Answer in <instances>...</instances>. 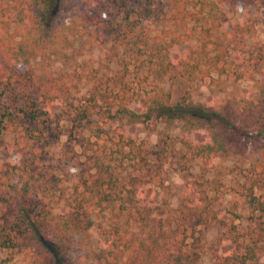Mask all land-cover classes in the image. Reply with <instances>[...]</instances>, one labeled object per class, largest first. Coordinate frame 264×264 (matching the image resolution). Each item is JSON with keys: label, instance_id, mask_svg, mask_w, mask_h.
Masks as SVG:
<instances>
[{"label": "trees", "instance_id": "obj_1", "mask_svg": "<svg viewBox=\"0 0 264 264\" xmlns=\"http://www.w3.org/2000/svg\"><path fill=\"white\" fill-rule=\"evenodd\" d=\"M260 12L264 0H0V264H67L95 227L98 264H199L212 225L213 264H259ZM154 120L179 129L181 150L126 133ZM226 162L245 215L213 210L205 178ZM196 163L175 214L161 212L169 167L190 176Z\"/></svg>", "mask_w": 264, "mask_h": 264}, {"label": "rangeland", "instance_id": "obj_2", "mask_svg": "<svg viewBox=\"0 0 264 264\" xmlns=\"http://www.w3.org/2000/svg\"><path fill=\"white\" fill-rule=\"evenodd\" d=\"M254 11V9H252ZM241 13V12H240ZM264 14V12H260ZM228 26L223 29L227 31ZM99 52L96 51L94 56L97 57ZM57 59H52L51 64L55 70L60 68V63ZM168 90L172 94L173 101L177 102L182 99L186 91V85L177 81L174 84L167 85ZM204 99L209 98V93L205 91ZM126 133L137 140L138 142L144 141L147 144L149 150H157L162 148L166 142L174 144L177 150H181L182 146L180 144L181 133L177 128H167L163 123L156 120L149 122L147 125L136 124L126 128ZM194 140L197 138L192 136ZM66 141V137H62L60 144L54 146L52 151L53 155L57 157L60 152L61 145ZM0 159L8 160L5 156L3 145L0 143ZM231 162L218 163L211 174H208L205 181H209V197L213 201V210L218 212L220 216L228 217L230 212L237 211L240 214L245 215V209L242 203L238 200L237 195L232 191V185L237 178V174L231 170ZM77 174L78 171H75ZM202 174L201 165L199 163L195 164L192 170V175L181 173L175 170L173 167H169L165 188L157 189L159 196L158 208L161 212H165L166 215L175 214V211L179 208L186 196V184L188 181H194L198 176ZM240 221H238V224ZM247 226V222L243 223ZM91 234V245L86 246L84 243L80 242L77 238V243L74 244L73 248L69 252L67 258V264H98L94 257V250L102 242L97 228L90 230ZM223 230L218 226L212 225L209 229L205 230L204 239L206 244V249L199 264H213L212 253L210 247L216 243L218 238L222 236ZM259 249V264H264V253L263 245L260 243ZM0 258H5L4 253L0 252ZM28 264L22 258H16L14 262L9 264Z\"/></svg>", "mask_w": 264, "mask_h": 264}]
</instances>
